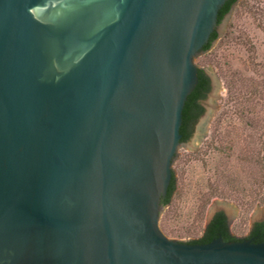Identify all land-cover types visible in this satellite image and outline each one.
<instances>
[{
    "label": "water",
    "instance_id": "1",
    "mask_svg": "<svg viewBox=\"0 0 264 264\" xmlns=\"http://www.w3.org/2000/svg\"><path fill=\"white\" fill-rule=\"evenodd\" d=\"M0 0V264H264V243L169 239L177 152H198L224 93L181 143L195 58L240 0ZM177 174V173H176ZM175 195V194H174ZM169 206V205H168ZM264 219L256 208L246 232Z\"/></svg>",
    "mask_w": 264,
    "mask_h": 264
},
{
    "label": "rangeland",
    "instance_id": "2",
    "mask_svg": "<svg viewBox=\"0 0 264 264\" xmlns=\"http://www.w3.org/2000/svg\"><path fill=\"white\" fill-rule=\"evenodd\" d=\"M195 62L218 73L224 93L209 138L202 139L198 152H177L173 166L178 189L160 224L169 239L184 243L201 238L212 203L243 210L235 233L248 230L255 207L264 209L258 204L264 194L260 168L238 159L240 150L255 160L264 157V0H240L224 37ZM232 137L237 147L230 159L222 149ZM229 164L240 173L239 187L230 200L213 198V189L220 187L212 174Z\"/></svg>",
    "mask_w": 264,
    "mask_h": 264
},
{
    "label": "trees",
    "instance_id": "3",
    "mask_svg": "<svg viewBox=\"0 0 264 264\" xmlns=\"http://www.w3.org/2000/svg\"><path fill=\"white\" fill-rule=\"evenodd\" d=\"M238 2V0H228L225 5L220 9L219 15H218V22L221 23L226 15L231 11L233 6ZM238 5V4H237ZM219 38V34L215 31L211 37L209 42L203 47L202 51L207 52L209 51L215 41H217ZM209 78L206 75L205 71L203 69H199V83L195 90L188 96V99L186 101L184 110H183V122L180 129V133L182 135L181 143H187L193 133V128L201 114L203 113V108L199 104V100L205 99L207 97V94L209 92L210 86H209ZM215 137V136H214ZM228 137H231L230 132L228 133ZM218 141V139H217ZM236 145L233 137L230 139V142L225 146V148L222 149V153L227 154L226 158H232L233 155H235L236 152ZM221 151V148H220ZM238 159L242 162L247 163H254L256 166H258L262 172V182L261 184L264 185V157L255 160L252 157L248 156L249 153L244 152L242 150L238 151ZM252 160V161H249ZM243 172V171H242ZM245 173V171L243 172ZM238 170H234V167H231L227 165H221L217 168H215V171L213 172L214 177V184L219 186L220 188H214L213 189V198H219V199H225L230 200L234 197V190H236L239 186L237 183L238 178L240 176ZM178 189V180H177V174L175 170H173L172 180L170 183V186L168 188V192L166 197L162 200V205L168 206L173 198V195L175 194L176 190ZM237 191V190H236ZM258 204H264V194H262V197L260 198ZM252 236L255 237V240L253 242L255 243H264V224L259 226V228L255 229L252 233ZM221 237L224 241L230 242V241H243L245 240L235 237L229 227L226 224V220L223 214H218L214 217V219L205 227L204 232L201 236V238L192 240L188 242L189 244H208L214 241L215 239Z\"/></svg>",
    "mask_w": 264,
    "mask_h": 264
},
{
    "label": "flooded vegetation",
    "instance_id": "4",
    "mask_svg": "<svg viewBox=\"0 0 264 264\" xmlns=\"http://www.w3.org/2000/svg\"><path fill=\"white\" fill-rule=\"evenodd\" d=\"M208 78H209V81H210V83H209V86H210V89H209V92H208V94H207V96L211 93V91L214 89V87H215V85H214V82H213V80L208 76ZM207 98V97H206ZM206 98L205 99H202V100H199V104H200V106L203 108V113L201 114V116L199 117V119L197 120V122L195 123V125H194V128H193V133H192V136L194 135V133L195 132H198V130H199V125H200V123H201V118L204 116V114H205V105H204V102H205V100H206ZM192 136H191V138H192ZM190 138V139H191ZM218 214H223L224 215V217H225V220H226V224H227V226L229 227V229H230V227H231V223H232V220H233V217L231 216V215H229L228 213H227V211H225V210H219L217 213H216V215H218ZM215 215V216H216ZM214 216V217H215ZM214 219V218H213ZM212 219V220H213ZM264 224V219H262V220H258V221H256V222H254L253 224H252V226H251V228H250V231H249V235H248V237H246V238H244V239H247V240H252V241H254L255 240V237H253L252 236V233L254 232V230L255 229H257V228H259V226H261V225H263Z\"/></svg>",
    "mask_w": 264,
    "mask_h": 264
}]
</instances>
